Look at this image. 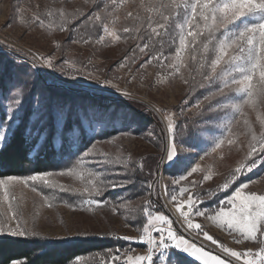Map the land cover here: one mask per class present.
<instances>
[{
  "label": "snow or ice",
  "instance_id": "snow-or-ice-1",
  "mask_svg": "<svg viewBox=\"0 0 264 264\" xmlns=\"http://www.w3.org/2000/svg\"><path fill=\"white\" fill-rule=\"evenodd\" d=\"M85 3L93 4L98 10L91 13L81 12L80 24L76 23L77 17L74 13H69L63 8H49L42 15L34 14L32 21L49 31L58 28L59 31L72 32L76 37L73 39L74 43L81 40L88 42V39H84L78 32L81 26L85 31L101 27L103 35L99 36V43L104 41L105 36L119 41L121 35L114 27L110 28L106 21L111 17L110 22L115 25L119 19L116 12L126 0H85ZM140 7L146 15L128 12L125 18L131 19L133 26L124 27L122 32L128 35L137 33L140 39L147 41L142 46L137 45L140 53H145L146 50L155 53L145 63L156 61L163 65L165 61L170 60L171 63L166 65L173 69L170 75L180 74L181 80L189 84L190 88H214L203 100L210 101L209 112L220 115L216 121H204L206 125L214 124V127L202 129L209 133L214 145L213 152L224 144L225 133L229 137L233 135V124L243 118V124L251 137L248 151L231 171L230 179H225L218 186L220 190L230 189L239 182L245 171L252 172L257 168L258 161L264 165V115L260 113V108L264 106V0H148L147 3L141 0ZM165 43L177 45L174 55H164ZM59 46L57 43L56 47ZM185 51L191 53L193 66L185 62ZM28 55L22 48L13 44L0 45V150H3L10 138L19 134L30 151H37L44 144H48L58 146L62 157L75 156L76 159H69L71 166H66L58 172L46 170L33 171L29 175L0 176V237L28 238L40 235L35 222L29 226L23 218L14 193L17 185L30 186L33 192H38L40 188L52 190L51 197L40 192L45 202L56 199L57 189L60 192L78 193L81 197L80 206L89 211L109 205V200L104 198L109 190L135 186L137 168L130 166L131 156L117 154L115 157H109L107 153H99V157H102L99 159L95 152V135L100 128H107L109 125L115 128L117 123L124 121L128 122L125 126H130L134 118H129L127 113H121L118 108L97 102L95 99H73L54 94L49 86L40 83L42 68L58 70L62 75L71 76L73 79L82 74L81 70L67 59L63 65H57L52 56L36 54L29 60ZM130 60L134 63L135 55L125 56L120 66H125ZM182 69L188 71L190 79H185ZM87 75L95 82L94 85L88 86L94 93L103 91L95 87L99 84L120 91L112 79H101L92 73ZM197 76L199 80L196 79ZM121 94L131 97L127 91ZM216 97L220 99L216 100ZM184 103L187 104V100ZM195 106L200 108L199 100ZM246 108L257 112L261 127L259 134L247 119ZM148 111L158 115L159 122L164 125V136L161 138L163 155L157 162V168L163 163L166 169H187L188 157L182 153L188 149L180 146L179 138L189 131V126L178 127V115L175 112L156 106H149ZM184 114L185 110L182 108L179 115ZM197 115H202V110ZM216 131L220 132L219 136L212 135ZM148 136H153L152 131L148 132ZM115 139L116 137H112L109 142ZM85 142L91 143V146L81 152ZM227 143L231 145L234 140L228 138ZM97 165L101 167L98 168ZM118 166H122L123 172L114 174L124 176V183L106 180L105 177L113 173L105 169ZM143 168L141 162L138 169L143 171ZM198 171H201L200 164L191 167L187 175H181L173 180L172 184L179 185ZM57 175L72 176L81 182L83 188L72 189L60 184L54 179ZM211 178L212 174L207 172L199 183ZM156 183L154 177L145 182L150 195ZM197 183L193 180L190 186L195 187ZM251 183L252 181L239 183L232 194L225 200H219L217 207L211 211L197 207V203L202 204L203 200L201 195L190 191L189 185L181 186L178 193H171L168 203L174 204L176 212L179 213L177 223L185 231L193 230L198 235L202 234L213 245H217L220 252L224 253L223 257L205 250L202 245L198 246L179 234L173 227V220L162 212L154 213L152 201L147 199L140 209L146 222L137 229L140 232L138 239L146 245V251L133 255L131 248L122 252L120 249L115 252L109 249L105 254L110 258L107 264H184L181 253L194 257L200 264H264V192L249 190ZM144 186L141 185L142 188ZM209 192L210 190L203 195L207 196ZM185 193L188 194L187 198L178 200V196L183 197ZM85 194L88 197L86 199L83 198ZM163 194L165 197L169 195L167 186H163ZM211 196L214 197L215 193H211ZM121 199L123 202H119ZM117 201L118 203L111 205L113 213L124 209L132 214L131 219L138 218L135 215L138 209L129 208L130 200L117 198ZM185 205L187 210H184ZM194 216H206L217 227L227 228L231 233L237 234L234 236L237 243L241 240L252 241L257 242L258 247L255 250L247 248L243 251L228 247L203 230V225L195 222ZM117 238L126 241L137 239L127 235ZM81 259L76 257L77 261ZM7 264H28V261L8 258ZM100 264H105L104 256H101Z\"/></svg>",
  "mask_w": 264,
  "mask_h": 264
},
{
  "label": "rangeland",
  "instance_id": "rangeland-1",
  "mask_svg": "<svg viewBox=\"0 0 264 264\" xmlns=\"http://www.w3.org/2000/svg\"><path fill=\"white\" fill-rule=\"evenodd\" d=\"M140 2L141 0H126V3L116 12L119 19L115 25L111 24V17L106 21L109 23L110 28L114 27L121 35L119 41H113L111 37L105 36L104 41L99 43L97 42L99 36L103 35L101 27L97 26L94 30L85 31L84 27L81 26L78 32L84 39H88V42L84 43L81 40L74 43L73 39L76 37L73 36L72 32L59 31L58 28L49 31L34 23L32 17L34 14L42 15L49 8L53 10L63 8L69 13H74L77 17L76 23L80 24L81 12L91 13L98 10L93 4L85 3V0H0V45L13 44L22 48L24 53L29 54V60L32 59L33 55L39 54L52 56L57 65H63L67 59L70 63H75L82 72L81 75H77L73 79L71 76L62 75L58 70L42 68L40 78L42 85L50 88L52 86L65 87L74 91L65 97L95 99L97 102L118 108L121 113H127L129 118H134L130 126H125L128 122L124 121V123H117L115 128L111 125L107 128H100L95 135L97 158L102 159V157H99V153H107L109 157H115L117 154L131 156L130 166L137 168L134 177L135 186L118 187L107 192L104 198L109 200V205L93 208L89 211L86 210V207L80 206L81 197L78 193L60 192L57 189L55 192L56 199L45 202L43 195L51 197L52 190L40 188L38 192H33L30 186L26 187L23 184L15 187L14 193L23 218L29 226L32 225L33 221L35 222L36 230L40 233L37 237L56 240L88 239L95 242L103 240V242H106H101L102 246L99 249L76 256L82 258L80 261H77L74 257L67 264H100L101 256L105 257V264H107L110 258L105 254L109 249L114 252L116 249H120L122 252L131 248L133 249V255L143 254L146 251V245L139 241L140 232L137 229L146 222L140 209H142L143 203L147 199L152 201V211L154 213L157 211L162 212L173 220V227L179 234L192 240L198 246L202 245L205 250H210L213 254H220L223 257L224 253L220 252L217 245L198 240L195 236L203 237L202 234L198 235L193 230L185 231L177 223L179 213L176 212L174 204L168 203L171 193L173 191L178 193L181 186H190L191 181L195 180L198 183L195 187L190 186V191L193 194L201 195L203 200L202 204L197 203V207L200 210L207 209L211 211L217 207L219 200H225L227 196H230L235 187L239 186V183L252 181L249 190L264 192V165L259 164V161L258 167L252 172L245 171V174L240 176L239 182L233 187L227 190L219 189L218 186L225 179H230L231 171L246 155L251 138L250 133L243 124V118H241L238 123L233 124V135L229 137L225 133L224 144L215 152L212 151L214 145L209 138V133L202 131V129L214 127V124L206 125L204 121H216L217 116L220 114L209 112L208 104L210 101L203 100V97L214 91V88L207 86L205 88H190L189 84H185L181 80L180 74L170 75L173 69L166 66L171 63L170 60L165 61L163 65L156 61L145 63L155 53L148 50L145 53H140L137 45L142 46L147 41L140 39L137 33L128 35L122 32L124 27L133 26V21L125 18L128 12H132L134 15L137 12L142 16L146 15L140 7ZM147 2L148 0H145V3ZM109 10L111 11V9ZM133 36L138 38L133 39ZM57 43L60 45L59 47H56ZM176 46L165 43L164 55H174ZM134 49L135 52H133ZM157 51H159L158 48ZM133 55H135L134 63L130 60L125 66H120L125 56L132 57ZM183 55L185 62L193 66V62L190 60L191 53L185 51ZM142 64L144 67H141ZM181 71L185 79H190L187 70L182 69ZM87 73H92L101 79H112L113 84L118 86L120 91L117 92L113 87L106 88L103 84H99L95 87L103 91L92 92L88 86L94 85L95 82L89 78ZM193 75H195L194 71ZM196 79L199 80L200 78L197 76ZM51 90L56 94L52 88ZM125 91L130 93L131 97L121 94ZM81 93H85L86 96L80 95ZM215 99L219 100L220 98L216 97ZM185 100H187V104L184 103ZM198 100L200 101L199 109L195 106ZM128 101L137 102V108L143 109H137L139 112L135 113L129 106H126L125 103ZM211 102L214 103L215 101ZM149 106L175 112L178 115V127L189 126V131L179 138L180 146L188 149L187 152L182 153L183 156L188 157L189 167L187 169L179 171L175 168L166 169L163 163L157 168V162L163 155L161 138L164 136L162 131L164 125L159 122L158 115L148 111ZM182 108L185 110V114L179 115ZM201 110L202 115H197ZM245 111L253 129L259 134L261 127L257 120V112L249 108H246ZM142 112H147L148 118L142 115ZM260 113L264 115V106L260 108ZM105 130H114V133L111 131V133L106 134ZM149 131H152V137L148 136ZM120 133H129V135H120ZM212 135L219 136L220 132L216 131ZM112 137H116V139L109 142ZM228 138L233 139L234 143L229 145L227 143ZM90 146L91 143L85 142L81 152ZM205 153H208V155H205ZM75 159V156L71 157L72 161ZM141 162L144 165L143 171L138 169ZM196 164L201 165V171L193 173L186 181H181L179 185L172 184V181L178 179L181 175H187V171H190V168ZM61 166L58 164L48 170L58 172L66 166L70 167L71 164L68 162L66 166ZM97 167L101 166L97 165ZM105 171L113 173L106 176V180L111 179L118 183H124L126 179L124 176L114 174L123 172L122 166L108 167ZM207 172L212 174V178L199 183ZM29 174L31 173L24 175ZM153 177L157 183L150 195L145 182L152 180ZM54 179L72 189L83 188L79 180L69 175H57ZM142 184L145 185L143 188L141 187ZM163 186L168 188L169 195L167 197L163 194ZM208 190H210L209 194L207 196L203 195ZM211 193H215V196L212 197ZM187 195L185 193L183 197L178 196V200L186 199ZM83 198H88L87 194ZM117 198L130 200L129 208L138 209L135 213L138 218L131 219L132 214L124 209H118L116 213H113L111 205L118 203ZM64 201H68V203H64ZM119 202H123V199ZM70 205H74V207ZM184 210H187L186 205ZM193 219L203 225V230L208 231L210 235L228 247L238 251L247 248L255 250L258 247V243L252 241L241 240L240 243H237L234 239L237 234L231 233L227 228L217 227L206 216H194ZM78 233H86L87 235H78ZM108 234L114 235L115 238L107 241ZM125 235L137 237V239L126 241L117 238ZM189 258L196 260L194 257Z\"/></svg>",
  "mask_w": 264,
  "mask_h": 264
},
{
  "label": "trees",
  "instance_id": "trees-1",
  "mask_svg": "<svg viewBox=\"0 0 264 264\" xmlns=\"http://www.w3.org/2000/svg\"><path fill=\"white\" fill-rule=\"evenodd\" d=\"M57 95L66 96L73 93V90L52 86ZM80 95H85L81 93ZM135 113L137 102L128 101L125 103ZM148 118L147 112H142ZM114 133V130H105L106 134ZM67 155L61 156L58 146L53 147L44 144L37 151H30L29 146L25 145L19 134L15 138H10L3 150H0V176L5 175H24L33 171H45L60 164L66 166L69 162ZM114 238L107 236L106 240ZM102 241L88 239L56 240L45 237L16 238L3 236L0 237V264H7L8 258L27 259L28 264H67L74 257L85 252L99 249ZM103 243H106L105 241ZM181 257L185 264H200V262L189 258L186 255Z\"/></svg>",
  "mask_w": 264,
  "mask_h": 264
},
{
  "label": "bare ground",
  "instance_id": "bare-ground-1",
  "mask_svg": "<svg viewBox=\"0 0 264 264\" xmlns=\"http://www.w3.org/2000/svg\"><path fill=\"white\" fill-rule=\"evenodd\" d=\"M198 240H200V241H203V242H205V243H208V244H211V242H209V241H207L205 238H203V237H200V236H195ZM212 245V244H211Z\"/></svg>",
  "mask_w": 264,
  "mask_h": 264
},
{
  "label": "built area",
  "instance_id": "built-area-1",
  "mask_svg": "<svg viewBox=\"0 0 264 264\" xmlns=\"http://www.w3.org/2000/svg\"><path fill=\"white\" fill-rule=\"evenodd\" d=\"M108 236H109V237H112V238H115V236H114V235H112V234H108Z\"/></svg>",
  "mask_w": 264,
  "mask_h": 264
}]
</instances>
